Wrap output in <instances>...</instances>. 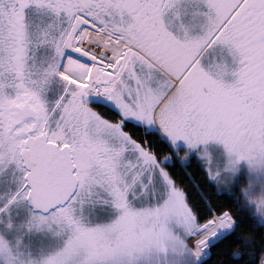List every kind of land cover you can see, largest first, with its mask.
Wrapping results in <instances>:
<instances>
[{
  "label": "snow or ice",
  "instance_id": "obj_1",
  "mask_svg": "<svg viewBox=\"0 0 264 264\" xmlns=\"http://www.w3.org/2000/svg\"><path fill=\"white\" fill-rule=\"evenodd\" d=\"M242 162L264 173V0H0V264H202L225 233L215 264H264V226L214 206Z\"/></svg>",
  "mask_w": 264,
  "mask_h": 264
},
{
  "label": "trees",
  "instance_id": "obj_2",
  "mask_svg": "<svg viewBox=\"0 0 264 264\" xmlns=\"http://www.w3.org/2000/svg\"><path fill=\"white\" fill-rule=\"evenodd\" d=\"M106 115H112V112L105 109ZM127 124V122H126ZM133 134H137L135 129H132ZM159 151V147L157 146ZM179 158L184 159L183 153H180ZM184 164L178 160L175 153L171 161H164L163 166L167 168L173 175L177 183L183 187L187 195V200L194 206L200 207L203 204L205 196L207 195L208 181L203 172V167L195 156H191L188 160H183ZM263 177V178H262ZM245 196L246 202L243 198H239V188L236 190H225L224 188L219 192H214V206L217 211L229 208L237 219V224L234 230L242 239L250 237L254 233V226H264V211L258 209L259 201L264 198V175L256 177V182L244 184L241 186ZM261 202V201H260ZM231 231V230H229ZM222 234L217 239L209 243V256H203L202 264H215L218 259L217 252L221 251L220 245L226 243L224 235ZM218 241V242H217ZM215 243V244H214ZM233 251H240L239 245L231 246Z\"/></svg>",
  "mask_w": 264,
  "mask_h": 264
},
{
  "label": "rangeland",
  "instance_id": "obj_3",
  "mask_svg": "<svg viewBox=\"0 0 264 264\" xmlns=\"http://www.w3.org/2000/svg\"><path fill=\"white\" fill-rule=\"evenodd\" d=\"M192 156H194V155H192ZM177 157H178V160H180L183 164H184L183 160H188V158L185 157V156H184L183 160L181 158H179V156H177ZM259 175H264V173L253 174L251 177H249L248 176L247 165L242 162L241 165H240V171L237 173L236 181L232 184V179H233L232 176H222L220 178L219 187L222 188V189L224 188L225 190H230L232 188H233V190H236V189L239 188V183L240 182H241V186H243L246 183L247 184L252 183V181L256 182V177L259 176ZM260 201H259V204H258V209H262L264 211V198L262 200H260ZM209 248H208L207 252L210 254ZM209 254L206 255V257L204 259H206L209 256Z\"/></svg>",
  "mask_w": 264,
  "mask_h": 264
},
{
  "label": "water",
  "instance_id": "obj_4",
  "mask_svg": "<svg viewBox=\"0 0 264 264\" xmlns=\"http://www.w3.org/2000/svg\"><path fill=\"white\" fill-rule=\"evenodd\" d=\"M178 158V157H177ZM218 242V241H217ZM211 247V246H210Z\"/></svg>",
  "mask_w": 264,
  "mask_h": 264
}]
</instances>
